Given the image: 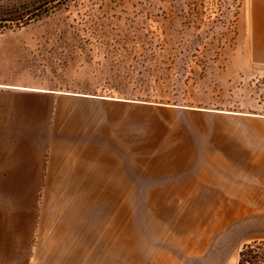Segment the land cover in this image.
<instances>
[{
  "label": "rangeland",
  "instance_id": "374dc122",
  "mask_svg": "<svg viewBox=\"0 0 264 264\" xmlns=\"http://www.w3.org/2000/svg\"><path fill=\"white\" fill-rule=\"evenodd\" d=\"M246 9L58 0L0 29V264L54 263L62 248L118 264L97 232L119 239V264H237L264 240V65L242 34ZM62 107L91 116L72 128L79 116ZM66 161L97 173L44 179ZM62 192L97 242L63 226Z\"/></svg>",
  "mask_w": 264,
  "mask_h": 264
},
{
  "label": "crops",
  "instance_id": "0c3cea01",
  "mask_svg": "<svg viewBox=\"0 0 264 264\" xmlns=\"http://www.w3.org/2000/svg\"><path fill=\"white\" fill-rule=\"evenodd\" d=\"M244 22H241V30H243V35L248 36L250 38V56L253 61H255L258 64L264 65V0H247V9L244 14L243 18ZM82 96V95H81ZM85 97V96H82ZM68 102L73 103V105L76 104V101H72L71 98H68ZM85 104L84 106H86ZM70 108L62 107L61 111L68 110ZM83 110V109H81ZM87 110L79 111L78 109H70L69 112L71 117H78L73 118L72 120H69V124L72 128H77L80 126H84L86 124L85 118L87 116H91L89 113H86ZM64 148H68L64 146ZM63 148V149H64ZM61 154L55 153L53 155L54 158L59 157ZM76 156L75 154L71 152H64V158L69 159ZM67 162V161H66ZM46 175L44 179L46 180H74V179H83L82 177H75L73 175L80 174V173H88L95 175L97 173V170L90 169L88 166H86L84 163H75L72 164L70 162H67L64 164L63 168L58 170L56 168H52L49 166L46 169ZM66 174V176H60V174ZM54 174V175H53ZM53 175V176H51ZM71 175V176H69ZM94 179V177H88L86 179ZM63 196L67 199V202L65 203V200L63 199L62 202L65 204H61V212L58 213V216L60 220L63 223V226H65L66 229H69L73 233V236L77 239H79L82 242H85L86 244H91L97 242L95 239L99 237L106 245H107V252L108 253H116L117 254V262L119 264V253H120V242L119 239H113L110 236H105L101 234L100 232H97V237H89L86 232H82L79 230V226H81V222H74V221H81L80 216L81 212L78 210L79 208L75 205L77 203L76 199L73 200V198H70L72 195H74L71 192H62ZM75 196V195H74ZM73 208V209H72ZM57 212V211H56ZM108 233H113V231L110 229ZM59 239H62L65 241L67 237L61 238L63 236H59ZM101 247H96V250L94 252V256L97 258H102L104 256V252ZM52 249V248H50ZM71 250V249H70ZM105 250V248H104ZM53 251L55 261L49 260L50 264H79V259L75 256L72 258L66 259L67 255V248L57 250L59 251L57 253L56 250H50ZM111 258L104 262L95 261L91 264H115L114 259ZM62 259V262L59 261ZM49 262H45L44 264H49Z\"/></svg>",
  "mask_w": 264,
  "mask_h": 264
},
{
  "label": "trees",
  "instance_id": "16d2710c",
  "mask_svg": "<svg viewBox=\"0 0 264 264\" xmlns=\"http://www.w3.org/2000/svg\"><path fill=\"white\" fill-rule=\"evenodd\" d=\"M58 0H31L0 6V29L30 21L36 14L48 11ZM29 9V12H23ZM28 13V14H26ZM237 264H264V240L244 245L238 254Z\"/></svg>",
  "mask_w": 264,
  "mask_h": 264
},
{
  "label": "water",
  "instance_id": "95a60500",
  "mask_svg": "<svg viewBox=\"0 0 264 264\" xmlns=\"http://www.w3.org/2000/svg\"><path fill=\"white\" fill-rule=\"evenodd\" d=\"M82 96H85V95H82ZM85 97H89V98H93V99H98V100H105V99H108V98H105V97H94V96H85ZM117 100V99H116Z\"/></svg>",
  "mask_w": 264,
  "mask_h": 264
},
{
  "label": "bare ground",
  "instance_id": "6f19581e",
  "mask_svg": "<svg viewBox=\"0 0 264 264\" xmlns=\"http://www.w3.org/2000/svg\"><path fill=\"white\" fill-rule=\"evenodd\" d=\"M73 209V208H72Z\"/></svg>",
  "mask_w": 264,
  "mask_h": 264
}]
</instances>
